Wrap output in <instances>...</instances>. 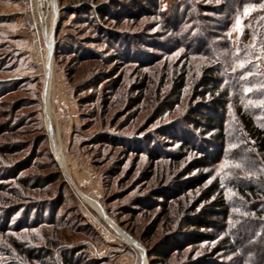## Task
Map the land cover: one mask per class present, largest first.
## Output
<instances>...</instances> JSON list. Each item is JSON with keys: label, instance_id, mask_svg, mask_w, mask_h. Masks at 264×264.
<instances>
[{"label": "rangeland", "instance_id": "1", "mask_svg": "<svg viewBox=\"0 0 264 264\" xmlns=\"http://www.w3.org/2000/svg\"><path fill=\"white\" fill-rule=\"evenodd\" d=\"M55 1L47 81L53 0H0V264H39L21 248L48 264H264V162L241 130L245 102L230 92L221 155L196 113L207 69L264 67L245 30L264 0L230 23L220 0Z\"/></svg>", "mask_w": 264, "mask_h": 264}, {"label": "trees", "instance_id": "2", "mask_svg": "<svg viewBox=\"0 0 264 264\" xmlns=\"http://www.w3.org/2000/svg\"><path fill=\"white\" fill-rule=\"evenodd\" d=\"M221 1V12L225 14V21H230L235 19L237 16H240V13L244 7L252 4L253 6H259L263 0H220ZM100 11V10H99ZM101 12V11H100ZM102 13V12H101ZM259 14V18L257 21L249 20L247 21L248 27H246V33L249 34L251 39H255L259 42V45H262L263 56H264V16ZM230 23V22H229ZM263 38V39H261ZM264 58V57H263ZM220 64V63H219ZM218 64L217 69H207L205 72L206 77H204L200 82V87L204 90L205 96H210L208 103L202 105V109H196V113L201 116L200 122L204 127H207L209 130L216 129L219 133L214 138L217 140L219 144V153L220 151L223 153L222 148L226 142L225 138V126L224 122L226 120L225 115L228 112L229 104L232 100L230 97V92H232L236 99L234 103L240 104V99L245 102L244 106L242 104L237 106V116L239 117V121L241 124V130L248 140L253 142L254 149L256 150L257 157L264 162V67L259 68L254 63H248L245 69L238 70L236 73L233 71H229L226 68H222L221 65ZM251 72L253 75L245 76V73ZM222 73V78H218L217 74ZM221 82H225L223 88L220 87ZM251 86H257L255 92H245L246 89L251 88ZM247 93V94H246ZM246 94V95H245ZM250 97V98H249ZM249 99V100H247ZM254 102H257L258 105L254 106ZM205 110V111H204ZM234 136V135H233ZM236 138V137H234ZM221 155V153H220ZM219 156V155H218ZM258 159V161H260ZM210 158L203 157L202 159H198L195 164L198 166H208L210 164ZM259 166V164H258ZM261 173V172H260ZM59 180V179H57ZM205 180V175H199L195 178L189 180V184L192 186L195 184H200ZM241 191H243L241 189ZM251 191L254 193L258 191L254 188H251ZM217 193V189L215 186H209L208 190L204 193L205 200H208L211 196ZM211 206L219 207V212L225 213V211L220 208H224L225 205L222 201H213ZM211 212H215V208L208 209ZM32 219V218H31ZM31 221V220H30ZM195 224V223H194ZM141 241V239H139ZM142 242V241H141ZM20 247V245H19ZM147 247V246H146ZM149 249L146 250L148 253ZM21 252L31 260H34L39 264H48L46 261V257L49 256L47 254V250L43 249V253L38 252L36 255L29 248L23 249L21 248ZM46 252V253H44ZM240 252L247 257L246 251L242 248ZM250 253V252H249ZM264 255V253H263ZM262 253L259 254L257 259L259 262H263ZM62 260L65 264L71 263V258L69 259L66 253H63ZM147 256H150L149 254ZM255 259V258H254ZM253 259V260H254ZM152 259H150V263ZM244 260V259H243ZM245 264V261H243ZM249 264V262H248ZM253 264V263H250ZM257 264V263H254ZM260 264V263H259Z\"/></svg>", "mask_w": 264, "mask_h": 264}, {"label": "water", "instance_id": "3", "mask_svg": "<svg viewBox=\"0 0 264 264\" xmlns=\"http://www.w3.org/2000/svg\"><path fill=\"white\" fill-rule=\"evenodd\" d=\"M54 6L56 7V2L54 3ZM55 15H56V20H55V23H54V27H53V33H52V38H53V40H54V37H55V32H56V24H57V18H58V9H57V7H56V13H55ZM54 46H55V44H54V41H53V48H54ZM52 54H53V51H51V56H50V60H51V58H52ZM52 130V126H51V124L49 125V127L47 128V133L48 132H50ZM49 135V134H48ZM64 172V171H63ZM65 173V172H64ZM65 176H66V179L68 180H70V178L66 175V174H64ZM101 212H102V214H103V217H105L106 219H109V217L107 216V214H106V212H105V210L102 208V206H101ZM137 241V240H136ZM138 242V241H137ZM139 243V242H138ZM139 245H140V247H141V249H142V253H143V255L141 256V258L143 259V256L145 257V259H146V249L139 243Z\"/></svg>", "mask_w": 264, "mask_h": 264}, {"label": "bare ground", "instance_id": "4", "mask_svg": "<svg viewBox=\"0 0 264 264\" xmlns=\"http://www.w3.org/2000/svg\"><path fill=\"white\" fill-rule=\"evenodd\" d=\"M56 1L55 0H53V3H55ZM55 13H56V7L54 6V15H55ZM55 20H56V15H55ZM54 20H53V27H54ZM52 33H53V28H52ZM52 43H53V38H52V35H51V51H53V46H52ZM50 56H51V52H50V55H49V61L47 62V81L49 80V64H50ZM48 101H49V98L47 97V95H45V105H44V107L47 109V107H46V105L48 104ZM48 106V105H47ZM45 117H46V114H45ZM47 120H48V118H47ZM50 125V124H49ZM52 132V131H51ZM55 141H54V138H53V143H54ZM55 150V149H54ZM55 160H56V158H55ZM57 161V160H56ZM57 163H58V161H57ZM59 164V163H58ZM72 183V182H71ZM75 187V189L77 190V187L76 186H74ZM79 192V191H78ZM80 193V192H79ZM100 211H101V208H100ZM101 216L103 217V214H102V212H101ZM103 219L104 220H109V219H106L105 217H103ZM134 243H135V247L137 248V249H140L141 247H140V245L136 242V241H134ZM140 247V248H139ZM142 250V249H141ZM143 259H144V261H145V257L143 256ZM142 264V263H141Z\"/></svg>", "mask_w": 264, "mask_h": 264}, {"label": "crops", "instance_id": "5", "mask_svg": "<svg viewBox=\"0 0 264 264\" xmlns=\"http://www.w3.org/2000/svg\"><path fill=\"white\" fill-rule=\"evenodd\" d=\"M75 181H77L76 178H75ZM77 182H78V181H77Z\"/></svg>", "mask_w": 264, "mask_h": 264}, {"label": "snow or ice", "instance_id": "6", "mask_svg": "<svg viewBox=\"0 0 264 264\" xmlns=\"http://www.w3.org/2000/svg\"><path fill=\"white\" fill-rule=\"evenodd\" d=\"M241 66H243V65H241Z\"/></svg>", "mask_w": 264, "mask_h": 264}]
</instances>
